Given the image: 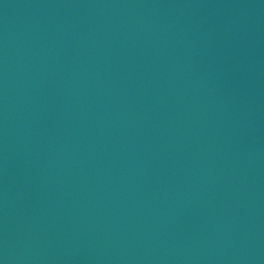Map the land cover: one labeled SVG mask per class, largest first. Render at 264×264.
Listing matches in <instances>:
<instances>
[{
	"label": "water",
	"instance_id": "1",
	"mask_svg": "<svg viewBox=\"0 0 264 264\" xmlns=\"http://www.w3.org/2000/svg\"><path fill=\"white\" fill-rule=\"evenodd\" d=\"M0 264H264V0H0Z\"/></svg>",
	"mask_w": 264,
	"mask_h": 264
}]
</instances>
